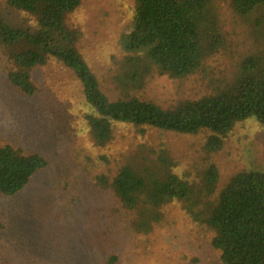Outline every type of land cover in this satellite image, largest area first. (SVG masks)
I'll use <instances>...</instances> for the list:
<instances>
[{"label": "rangeland", "instance_id": "374dc122", "mask_svg": "<svg viewBox=\"0 0 264 264\" xmlns=\"http://www.w3.org/2000/svg\"><path fill=\"white\" fill-rule=\"evenodd\" d=\"M220 6L233 48L208 62V81L217 82L240 77L242 60L264 51L251 26L224 2ZM139 7L140 0H81L65 16L99 88L113 101L137 93L163 108L205 95L201 77L171 79L147 53L131 48ZM0 22L30 33L41 29L40 13L8 0H0ZM23 48L6 46L0 36V146L41 155L48 165L20 193L0 194V264H109L113 256L115 264H222L200 213L205 198L173 196L138 214L111 193L110 178L134 161L199 194L215 167L217 197L235 174L264 172V125L256 118L239 122L222 148L210 151L206 129L182 134L106 120L75 71L52 55L29 70L36 91L24 94L11 78ZM138 82L144 83L140 89ZM164 152L174 162H160Z\"/></svg>", "mask_w": 264, "mask_h": 264}, {"label": "trees", "instance_id": "16d2710c", "mask_svg": "<svg viewBox=\"0 0 264 264\" xmlns=\"http://www.w3.org/2000/svg\"><path fill=\"white\" fill-rule=\"evenodd\" d=\"M8 2L41 15L38 32L14 29L0 22L3 43L24 47L21 54L15 55L18 69L11 76L24 94L33 95L36 91L29 70L46 65L52 55L75 71L84 82L87 99L106 120L182 134L206 129L210 132L206 146L210 151L220 150L239 122L256 118L264 125V51L242 60L245 72L236 79L232 76L222 82L208 81L206 74L211 58L233 48L221 18L220 3L227 4L236 17L250 25L255 39L261 42L264 41V0H140L131 48L147 53L161 74L174 80L199 76L208 88L205 95L185 99L171 108H163L137 93L113 101L99 88L97 78L76 46V32L66 25V14L78 7L81 0ZM137 77L131 76L134 81ZM227 82L225 89L217 91V86ZM143 84L138 82L136 88ZM164 153L159 155L160 162L165 165L174 162ZM47 165L48 161L41 155H24L10 146H0V194L10 197L20 193ZM147 165L141 168L140 163L128 161L110 178L111 193L126 209L140 214L148 211L147 206L173 196L201 202L205 198L200 213L214 232L212 245L220 253L221 263L264 264V172L235 174L215 197L219 177L215 167L207 172L203 189L197 194L193 186L181 183L176 177L162 180V175L154 172L156 168ZM117 262L118 256L109 260V264Z\"/></svg>", "mask_w": 264, "mask_h": 264}]
</instances>
